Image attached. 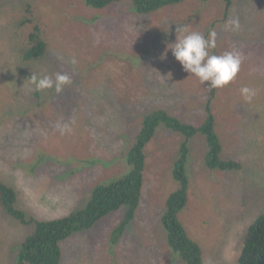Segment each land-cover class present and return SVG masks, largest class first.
Masks as SVG:
<instances>
[{
	"label": "rangeland",
	"instance_id": "obj_1",
	"mask_svg": "<svg viewBox=\"0 0 264 264\" xmlns=\"http://www.w3.org/2000/svg\"><path fill=\"white\" fill-rule=\"evenodd\" d=\"M9 1L25 4L28 0ZM245 2L234 0V7L239 11ZM47 5L52 10L44 14L48 18L42 24L49 46L42 61H22L26 50L23 28L17 26L19 30L11 36L6 31L11 21L0 17V91L14 93L18 99L12 115L5 109L6 99L0 98V108L5 109L0 111V179L16 189L17 208L40 221L65 218L85 208L104 177L116 181L128 174L132 166L127 154L146 115L165 109L180 120L186 118L185 111L204 117L201 101L183 94L174 79L173 85H169L170 79L163 80V75L171 73L169 66L177 62L171 51L165 60L160 57L166 45L176 41L177 27L185 20L192 19L191 27L198 25L201 31L209 19H198L220 12L215 0H187L147 15L137 14L130 1L103 10L88 6L85 0H53ZM23 15L24 20L30 13L23 11ZM233 49L225 46L221 51ZM254 54L257 56L252 55L236 85L239 90L254 88L257 95L243 106L244 128L228 126L226 142L242 140L250 132L253 137L246 141L255 147L226 148L233 153L222 155L240 161L243 169L211 173L204 163L202 138H195L188 155L189 169L194 171L191 182L200 198L190 195L179 218L201 247L204 264H237L246 230L264 215V135L260 130L264 125V64L257 67L260 55ZM71 57L78 61L75 67L67 63ZM141 64L149 66V73L143 72ZM56 72L69 75L71 85L59 94L45 90L42 99H37L27 80L33 73L54 76ZM144 75L161 76L148 85ZM174 87L177 89L167 96ZM239 90L237 96L243 102ZM138 101L145 103L140 110ZM190 101L196 105H188ZM58 123L70 124L71 133L61 135ZM180 145V138L165 130L148 144L143 202L126 224L120 242H111L110 233L119 224L122 210L64 242L61 264H187L168 245L162 221L167 190L161 185L164 179L171 184L167 188H174L171 166ZM214 204L219 212L210 211L212 206L217 210ZM209 211L217 217L214 229L203 225ZM4 215L0 208V264H17L18 249L31 235L33 225H21ZM92 235L95 240L90 242Z\"/></svg>",
	"mask_w": 264,
	"mask_h": 264
},
{
	"label": "trees",
	"instance_id": "obj_2",
	"mask_svg": "<svg viewBox=\"0 0 264 264\" xmlns=\"http://www.w3.org/2000/svg\"><path fill=\"white\" fill-rule=\"evenodd\" d=\"M123 1H130L137 14L147 15L164 8L180 5L187 0H85L88 6L100 10L107 9L121 2L123 3ZM195 1L208 3L214 0ZM51 2L53 0H28L24 4V2L0 0V17L2 16L3 19L11 21L10 30H5L12 36V32L16 34L17 30L23 28L24 45L26 47V50L22 52V61L24 63L33 60L42 61L48 53V33L46 29L44 30L42 23L48 18L44 14L48 10H52L47 5ZM215 3V7L217 5L220 7V12L217 15L212 16L209 14L206 18H199L200 22L209 19L205 27L201 26V31L198 25H195L192 29L203 33L205 36L213 28L217 31V47L212 50L213 54H222L221 49L225 46L236 48L243 58L238 75H243L248 69L252 55L257 56L254 53H259L260 55V57L256 58L257 67L260 64H264V0H246L244 7H241L239 11H237L238 8L234 7V0H215ZM23 11L26 14L27 11L30 13V16L24 19L25 21L23 20L24 15L22 16ZM3 14L6 15L3 16ZM234 16L240 20V30L238 32L224 30L226 22ZM190 22L194 23L190 19L189 21L185 20L183 25ZM17 26H19V29L16 28ZM5 30L3 34L4 39L7 40L9 37L7 33L5 37ZM227 33L228 35H225ZM9 44L7 42L6 46ZM11 46L6 52L11 50ZM131 60L134 61L136 59L133 57ZM126 62L127 64L129 63V61ZM139 66L144 73H149L148 65L141 64ZM169 70L171 77L163 75V80L170 79L169 85H173L174 79L176 87L183 94L188 93L191 97L201 101L204 105V117L197 118L185 111L186 118L180 120L178 116H172L165 109L153 111L146 115L142 120L141 130L135 136L133 145L127 154V163L132 166V170L123 178H119L116 181L104 177L105 181L98 183L92 190L85 208L74 211L65 218L53 221H40L34 217L28 218L23 210L17 208L16 189L0 180V208L2 212L6 217L13 219L21 225H33L31 235L18 249L17 264H61L63 257L62 244L64 242L72 239L79 233L93 230L98 224L109 217L117 216V213L122 210L119 224L110 233L111 242L119 243L126 224L135 217L143 202V195L145 193L143 173L146 167L147 146L162 130L169 131L174 136L179 137L181 141L179 151L171 166L172 185L174 188H171V186L167 188V185L171 184L166 183L164 179L163 185H161L162 189L167 190L165 211L162 218L167 231V243L175 252L181 255L187 264H204L201 247L189 237L179 218L180 212L188 205L190 195L193 199L200 198V191L195 189L191 182L194 171L190 170L188 165L190 147L195 138H202L206 146L204 163L207 169L211 173H227L232 171L239 172L243 169V164L240 161L227 159L222 156L224 153H233L227 149L243 147L244 150L245 146L251 149L255 147V143H247L246 141L253 137L250 135V132L246 133L245 136H241L242 140L238 138L237 141L232 143L226 142L229 133L228 126L239 125L243 129V125L246 123L241 114L244 112L243 106L245 100L240 102L237 96L239 86L236 83L238 80H241L238 76L229 86L222 89H213L209 92L207 88L210 82L201 84L198 78L194 76L190 77L191 74L185 72L178 61H174L171 67L169 66ZM160 76L144 75V82L150 85L155 78H159ZM169 85L166 86L167 89ZM176 87L170 92L168 91L167 96L169 94L172 95V91L177 89ZM0 95H2L0 98L6 99L7 105L5 109H10L13 115L18 107L16 95L3 90L0 91ZM34 96L39 100L42 99L41 92L35 91ZM135 103L138 108L140 105L145 104L141 103V101ZM188 105L195 106L196 104L194 101H190ZM5 109L0 108V111L2 112ZM237 114L240 115L241 119ZM258 117L260 116L257 115ZM136 122L135 120L132 125H135ZM248 127H245V129ZM260 130H262L264 135V125ZM242 142L243 145H241ZM104 148L105 150L107 149L106 147ZM246 153L252 155L250 152ZM146 190L147 188L145 187ZM214 206L217 210H214L212 206L210 211L216 213L220 207L216 206V204ZM224 206L228 205L225 204ZM228 208L230 207H223L225 210ZM210 211L203 225L214 229L217 217L214 219ZM220 215L224 214L220 213ZM93 240L95 239H93L92 235L89 241L92 242ZM237 264H264V215L260 216L246 230L242 242V252Z\"/></svg>",
	"mask_w": 264,
	"mask_h": 264
},
{
	"label": "clouds",
	"instance_id": "obj_3",
	"mask_svg": "<svg viewBox=\"0 0 264 264\" xmlns=\"http://www.w3.org/2000/svg\"><path fill=\"white\" fill-rule=\"evenodd\" d=\"M240 27L238 17L230 18L224 25V30L238 32ZM217 38L218 33L214 28L205 36L203 33L193 30L190 24L178 26L176 41L166 45L165 52L160 59L165 60L168 52L171 51L183 70L191 74L190 77L198 78L201 84L210 82L207 88L209 92L213 89H222L237 78L243 58L236 49L225 51L219 55L213 54L212 50L217 47ZM67 63L75 67L78 61L75 57H71ZM168 77H171V73ZM27 81L32 85L29 91L43 92L54 89L57 94L72 83L71 77L63 72H56L54 76L33 73ZM239 91L248 103H251L257 95L256 89L248 86L241 87ZM56 128L61 135L70 134L72 131L70 124L66 123H58Z\"/></svg>",
	"mask_w": 264,
	"mask_h": 264
}]
</instances>
